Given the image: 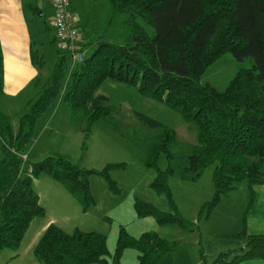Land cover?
I'll return each mask as SVG.
<instances>
[{
	"label": "trees",
	"instance_id": "trees-1",
	"mask_svg": "<svg viewBox=\"0 0 264 264\" xmlns=\"http://www.w3.org/2000/svg\"><path fill=\"white\" fill-rule=\"evenodd\" d=\"M108 1L114 13L128 14L129 42L98 40L89 56L74 62L67 52L56 49L51 84L29 101L17 133H12L9 117L0 111V249H17L30 221L44 214L32 187V180L40 174L61 183L84 211L94 202L90 174L104 177L113 188L107 171L121 164L84 169L56 154L32 163L27 171L22 169L35 122L58 95L69 106L72 118L83 115L86 132L100 119L120 129L106 96L98 93L107 79L162 102L194 126L197 141L190 147L185 169L194 178L215 164L214 193L203 205L206 215L238 181L246 179L250 188L264 182V0ZM138 17L152 25L153 35L137 22ZM227 52L240 61L250 58L251 66L239 69L222 91L201 83L206 68ZM36 56L31 51L35 64L39 62ZM2 77L0 45V83ZM136 114L145 126L159 129L149 137L143 164L157 171L151 186L165 193L173 204L166 182L173 170L171 166L159 170L157 162L162 154L168 160L174 157L175 130ZM134 209L139 217L152 216L161 224L187 225L176 213L163 212L151 203L135 200ZM237 235L245 240L244 247L220 253L210 264H241L264 258V234L242 230ZM126 247L137 251L138 264H158L173 249L153 231L132 237L120 229L108 259L104 234L79 228L68 233L52 222L42 231L33 254L41 264H120Z\"/></svg>",
	"mask_w": 264,
	"mask_h": 264
},
{
	"label": "rangeland",
	"instance_id": "rangeland-1",
	"mask_svg": "<svg viewBox=\"0 0 264 264\" xmlns=\"http://www.w3.org/2000/svg\"><path fill=\"white\" fill-rule=\"evenodd\" d=\"M44 1L25 0L28 42L39 62L32 64L33 71L22 72V81L14 82L8 73V79L3 74L0 83V111L9 117L14 134L19 130L20 118L29 101L44 86L51 84L57 47L48 19L50 10ZM69 1L79 29L78 44L85 56L95 50L98 40L116 44L129 42L128 14L114 13L108 0ZM38 9L43 12H37ZM137 22L149 35L154 34L151 24L141 17ZM251 63L250 58L240 61L227 52L206 68L200 82L222 91L239 69L250 67ZM98 93L106 96L111 115L120 129L116 130L108 121L100 119L86 132L87 122L83 115L72 118L69 106L58 95L35 122L22 169L27 171L32 163L56 154L84 169L100 170L107 165L121 164L108 168L107 176L113 182V188L104 177L90 174L88 184L94 202L84 211L61 183L44 173L35 177L32 187L40 196L44 214L30 221L17 249H0V264H41L33 254V247L43 231L40 230L42 223L50 219L55 220L50 223L56 222L68 233L79 228L104 234L108 259L120 229L132 237L153 231L173 245L158 264H210L220 253L244 247L245 240L237 235L242 230L248 234H264V182L250 188L246 179L238 181L236 188L224 194L206 215L203 205L214 193L212 172L215 164L206 166L194 178L185 169L190 147L197 141L194 126L162 102L144 97L135 88L122 83L107 79ZM136 113L145 114L175 130L174 157L168 160L162 154L157 162L159 170H165L167 166L173 170L166 181L173 204L165 193L151 186L157 171L143 164L149 137L159 129L145 126ZM135 200L151 203L163 212L176 213L187 222L186 227L177 223L161 224L152 216L139 217L134 209ZM263 263L264 258H253L241 264ZM120 264H138L137 251L126 247Z\"/></svg>",
	"mask_w": 264,
	"mask_h": 264
},
{
	"label": "crops",
	"instance_id": "crops-1",
	"mask_svg": "<svg viewBox=\"0 0 264 264\" xmlns=\"http://www.w3.org/2000/svg\"><path fill=\"white\" fill-rule=\"evenodd\" d=\"M44 3L50 10L48 19L52 23L53 11L51 4L49 0H45ZM38 10L43 12L41 9ZM25 15H27L25 0H0V45L2 49L3 74L7 80L8 73H11L10 76L13 77L16 83L23 80V71H33L32 64H34L31 59L32 46L28 42ZM50 26L52 28V24ZM50 221L54 222L55 220L45 221L42 223L40 230H44Z\"/></svg>",
	"mask_w": 264,
	"mask_h": 264
},
{
	"label": "built area",
	"instance_id": "built-area-1",
	"mask_svg": "<svg viewBox=\"0 0 264 264\" xmlns=\"http://www.w3.org/2000/svg\"><path fill=\"white\" fill-rule=\"evenodd\" d=\"M52 7L53 38L60 52H67L72 62L83 59L82 48L78 44V25L74 20L69 0H49Z\"/></svg>",
	"mask_w": 264,
	"mask_h": 264
}]
</instances>
